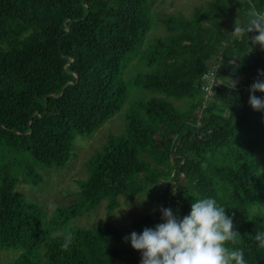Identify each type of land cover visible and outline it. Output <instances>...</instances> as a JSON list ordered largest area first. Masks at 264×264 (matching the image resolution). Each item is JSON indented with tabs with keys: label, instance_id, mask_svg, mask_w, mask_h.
Instances as JSON below:
<instances>
[{
	"label": "trees",
	"instance_id": "trees-1",
	"mask_svg": "<svg viewBox=\"0 0 264 264\" xmlns=\"http://www.w3.org/2000/svg\"><path fill=\"white\" fill-rule=\"evenodd\" d=\"M152 1L0 0V248L23 249L10 264H140L141 253L109 223L97 231L67 229L104 199L108 210L117 208L119 194L151 166L144 153L167 165V208L182 218L197 199H216L241 235L238 245L228 246L243 249L247 264H264L254 239L264 230V157L258 156L264 154V110L251 108L239 83L228 87V79L241 77L252 85L264 70V50H251L246 36H230L237 17L243 20L253 4L264 10V0H214L191 19L170 14L163 19L167 35L144 47ZM226 19L232 31L222 28ZM134 61L131 80L159 95L134 103L123 132L110 134L88 159L79 198L47 216L17 182L37 183L39 167L66 166L76 137L121 109L124 73ZM214 63L221 84L203 107L201 79ZM172 97L189 98L187 116ZM161 215L141 213L133 226H155ZM66 230L74 239L63 250L65 234L51 233Z\"/></svg>",
	"mask_w": 264,
	"mask_h": 264
},
{
	"label": "rangeland",
	"instance_id": "rangeland-1",
	"mask_svg": "<svg viewBox=\"0 0 264 264\" xmlns=\"http://www.w3.org/2000/svg\"><path fill=\"white\" fill-rule=\"evenodd\" d=\"M214 0H155L150 2L151 24L146 32L144 47L152 43L157 37L165 36L168 33L163 19L170 14L183 15L191 19L197 8H208L209 3ZM228 1L232 5H237L241 0H221ZM231 23L226 19L222 28L232 31ZM137 61V60H136ZM134 61L124 73L125 81L128 84L125 101L121 109L110 119L104 122L99 128L87 135H78L74 142V154L65 167L61 169L50 167H39L42 178L37 183H24L21 180L17 182L16 189L23 193L29 200L41 205L47 216H50L55 208L59 205H66L74 202L79 198L81 192V182L87 179V161L96 151L101 150L106 145L110 134L123 132L126 124V114L134 107V103L149 99L153 95H159L151 90L144 89L136 85L131 76L138 69ZM140 68L145 70L147 67L141 63ZM173 103L186 114L189 113V98H170ZM150 163L147 174H141L129 183V189L119 194L120 205L113 211L108 210L106 200L93 210L84 213L72 219L69 229L81 227L86 230H99L103 223H109L113 229L121 236L126 237L135 231L141 233L133 226L141 213L158 215L160 208H167L164 200V191L172 177L162 175V170L167 169L164 163L153 160L148 154H143ZM162 156V155H160ZM264 157V154H259ZM166 157V156H165ZM262 180L264 181V164L260 166ZM151 177V182L158 181L160 187L152 186L148 183L147 177ZM171 193L169 196H172ZM264 209V202L259 205ZM173 210L175 214L176 210ZM152 228L154 226H148ZM66 231H55L51 236H60L67 233ZM130 242V241H129ZM23 251L22 248H0V264H10L14 262ZM40 253L41 249L37 250ZM126 254L125 257H129ZM44 259V258H43Z\"/></svg>",
	"mask_w": 264,
	"mask_h": 264
},
{
	"label": "clouds",
	"instance_id": "clouds-1",
	"mask_svg": "<svg viewBox=\"0 0 264 264\" xmlns=\"http://www.w3.org/2000/svg\"><path fill=\"white\" fill-rule=\"evenodd\" d=\"M249 33L258 34L249 36ZM230 36H246L251 50L256 45L264 50V10L251 5L243 20L237 17ZM258 76L264 77V70H258ZM228 80V87L235 89L238 81ZM258 91L264 93V79L257 78L249 88V105L261 111L264 99L255 95ZM160 211L162 223L124 237L141 253L140 264H247L243 249L228 246L238 245L241 235L234 228L233 218L216 199H197L191 203L190 213L182 218L171 208L161 207ZM73 239V234L67 232L61 248L67 250ZM254 239L258 248L264 249V230L257 231Z\"/></svg>",
	"mask_w": 264,
	"mask_h": 264
},
{
	"label": "built area",
	"instance_id": "built-area-1",
	"mask_svg": "<svg viewBox=\"0 0 264 264\" xmlns=\"http://www.w3.org/2000/svg\"><path fill=\"white\" fill-rule=\"evenodd\" d=\"M220 59L222 57L220 56ZM219 69L220 65L218 63H214L202 76L201 90L204 94L203 107L206 106L208 100H210L214 94V88L218 87L221 84V80L219 78ZM259 79H264V77H259L258 72L252 77L254 81ZM238 83L240 84V88H243L245 93H249L250 84L247 83L246 77H241L238 79ZM259 92V91H258ZM201 114H199L198 119L200 122Z\"/></svg>",
	"mask_w": 264,
	"mask_h": 264
}]
</instances>
